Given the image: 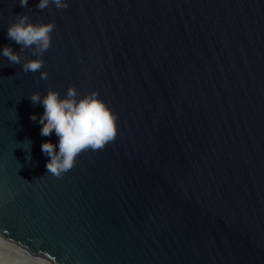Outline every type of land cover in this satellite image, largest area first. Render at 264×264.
Instances as JSON below:
<instances>
[{"label": "water", "instance_id": "obj_1", "mask_svg": "<svg viewBox=\"0 0 264 264\" xmlns=\"http://www.w3.org/2000/svg\"><path fill=\"white\" fill-rule=\"evenodd\" d=\"M65 2L0 0L21 63L9 24L56 25L40 71L0 55V237L51 264H264V0ZM70 86L117 135L57 178L30 96Z\"/></svg>", "mask_w": 264, "mask_h": 264}, {"label": "clouds", "instance_id": "obj_2", "mask_svg": "<svg viewBox=\"0 0 264 264\" xmlns=\"http://www.w3.org/2000/svg\"><path fill=\"white\" fill-rule=\"evenodd\" d=\"M50 3L58 9L68 7L65 0H39L36 7L43 10ZM20 4L27 7L28 0H20ZM55 27V22L33 23L27 14L17 16L16 22L7 27V37L20 45V52L29 50L37 58L21 63L20 54L10 46L3 47L0 55L6 57L9 64L21 65L24 73L40 71L44 64L41 57L51 47V33ZM47 76V72H41L40 79L46 80ZM77 97L74 86L67 89L63 98L52 89L43 97L38 92L30 96L33 105L42 104L44 108L43 115L39 117L42 125L40 135L48 137L54 132L58 137V145L50 141L41 145L42 153L50 157L46 163L47 174L51 173L57 178L74 167L76 158L82 152L101 150L117 135L116 116L98 98L97 92L93 91L83 98ZM30 119L35 122L37 116L33 114ZM28 142L31 146V141Z\"/></svg>", "mask_w": 264, "mask_h": 264}, {"label": "bare ground", "instance_id": "obj_3", "mask_svg": "<svg viewBox=\"0 0 264 264\" xmlns=\"http://www.w3.org/2000/svg\"><path fill=\"white\" fill-rule=\"evenodd\" d=\"M24 261L25 264H51L42 257L32 254L18 245L0 237V264L2 261ZM16 264V263H15Z\"/></svg>", "mask_w": 264, "mask_h": 264}, {"label": "rangeland", "instance_id": "obj_4", "mask_svg": "<svg viewBox=\"0 0 264 264\" xmlns=\"http://www.w3.org/2000/svg\"><path fill=\"white\" fill-rule=\"evenodd\" d=\"M8 262V264H25L24 263V261H20V260H18V261H15V260H10V261H7ZM2 264H6V262L5 261H2Z\"/></svg>", "mask_w": 264, "mask_h": 264}]
</instances>
